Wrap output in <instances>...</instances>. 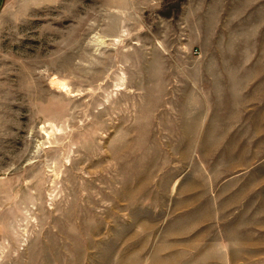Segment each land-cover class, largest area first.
Masks as SVG:
<instances>
[{"label": "rangeland", "instance_id": "obj_1", "mask_svg": "<svg viewBox=\"0 0 264 264\" xmlns=\"http://www.w3.org/2000/svg\"><path fill=\"white\" fill-rule=\"evenodd\" d=\"M0 264H264V0H8Z\"/></svg>", "mask_w": 264, "mask_h": 264}, {"label": "crops", "instance_id": "obj_2", "mask_svg": "<svg viewBox=\"0 0 264 264\" xmlns=\"http://www.w3.org/2000/svg\"><path fill=\"white\" fill-rule=\"evenodd\" d=\"M8 0H0V15L2 14V12L5 10L6 8V4H7Z\"/></svg>", "mask_w": 264, "mask_h": 264}, {"label": "bare ground", "instance_id": "obj_3", "mask_svg": "<svg viewBox=\"0 0 264 264\" xmlns=\"http://www.w3.org/2000/svg\"><path fill=\"white\" fill-rule=\"evenodd\" d=\"M52 84H53V85H59V86H61V87L64 88V84L59 83V82H58L57 80H55V79L52 80Z\"/></svg>", "mask_w": 264, "mask_h": 264}]
</instances>
